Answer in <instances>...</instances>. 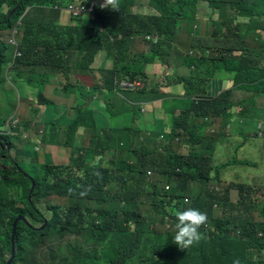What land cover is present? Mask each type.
Returning a JSON list of instances; mask_svg holds the SVG:
<instances>
[{"label": "trees", "instance_id": "1", "mask_svg": "<svg viewBox=\"0 0 264 264\" xmlns=\"http://www.w3.org/2000/svg\"><path fill=\"white\" fill-rule=\"evenodd\" d=\"M199 1L149 0L156 14L148 17L133 14L135 0H119V11L87 5L91 14L88 13L90 18L85 20L81 17L83 14L74 15L68 10L70 4H78L77 0H22L20 4V0H0V34L17 27L20 16L34 7V11L23 18L20 26L24 27L23 31L14 35L19 44L15 53H21L20 57L15 56L12 45H6L0 38V85L1 69L11 54L14 58L5 66L3 81L10 75L16 93L19 89L16 82H19L25 86L27 94L24 101L18 100L15 114H7L8 119L0 128V160L3 161V165L0 164V260L8 261L12 256L15 219L20 215L37 218L34 209L46 205L55 215L45 229H41L44 223L36 220L32 221L35 228L18 223L12 264H37V261L39 264H79V257L72 263L67 259L57 261L64 234L53 229L79 236L91 229L94 237L101 240L115 231L131 233L122 258L111 264H128L143 231L147 230L163 235L164 241L159 248H153L150 261L139 264H186L185 257L192 250L199 251L196 264H264V197L254 192L248 183L241 184L231 173L224 174L230 183L225 188L213 184V178H220L224 167L248 162L215 165L219 140L215 141L206 132L217 120L224 122L220 128L227 131L233 106L247 110V100L237 98L241 95L240 89L256 87L253 91L257 97L264 96V67L257 68L264 56L255 55V49L250 52L245 49L241 57L233 54L244 27L239 21H248L252 28L261 26L264 0H206L215 11H226L229 5L234 9L229 20H221L222 13L219 19L212 18L211 29L202 22V33H211L209 39L197 38L195 22ZM4 6L8 8L6 12ZM63 16L67 18L65 24L60 22ZM147 34L157 37L146 41ZM176 41L191 44L185 53L177 51L181 57L178 62L171 59L172 43ZM139 42L147 43L148 48H134L128 52L130 44ZM97 51L109 53L114 67L93 71L91 66L98 61ZM74 59L75 67L70 68ZM152 65L159 66L160 70L150 68ZM97 71L105 77L104 87L120 94L128 92L121 83H138L135 88L137 102L141 95L149 94L161 104H168L169 98L176 103L183 102L180 113L176 114L178 108H173L169 132L157 128L147 136L136 128H108V132L97 129L94 111L88 104L94 90L104 88L98 86ZM60 72L67 78L61 90L75 96L69 113L61 116L54 112L57 102L47 98L48 87L50 92L57 87L50 79ZM218 72L230 75L232 85L213 98L207 93L209 79L203 78ZM92 79L97 85L88 88L84 80ZM177 87L184 89L181 98L170 96ZM31 95L37 100L31 99ZM62 105L67 107L66 103ZM41 110H48L55 119L50 121L48 115L43 119ZM75 111H79L76 119L73 117ZM87 115L92 121L85 126L82 122ZM262 115L264 107L258 111L259 118ZM247 117L250 115L246 120ZM12 119L21 124L13 129L9 125ZM32 119L36 124L29 123ZM23 124L27 126L24 128ZM11 128L18 134L24 132L27 139L33 138L34 147L31 145L25 155L13 142L12 138L18 140V137L6 134ZM86 130H91V142L88 148H82L76 143V137L82 131L85 135ZM239 137L243 142L237 145L238 152L260 138L258 133ZM113 138L119 141L117 148L111 147ZM226 139L222 140L225 145ZM47 146L67 155V166L55 165L52 149L45 148ZM13 149L17 153L14 163L9 156ZM36 153H43L44 164L38 166L35 176H31L20 163H35ZM108 158H112L111 168L105 169L102 164ZM27 176L35 183L33 191ZM232 191L238 192L235 203L230 199ZM115 202L123 203V216L113 211L116 210ZM215 203L229 216L224 217ZM53 204L69 207L67 221L60 222L61 227L57 225L60 209ZM189 207L206 213L208 222L199 230L202 238L198 243L180 249L174 242L178 223L174 210ZM74 248L69 247V251L79 256L80 251ZM31 250L41 251L46 263L35 257L25 259L24 255Z\"/></svg>", "mask_w": 264, "mask_h": 264}, {"label": "rangeland", "instance_id": "2", "mask_svg": "<svg viewBox=\"0 0 264 264\" xmlns=\"http://www.w3.org/2000/svg\"><path fill=\"white\" fill-rule=\"evenodd\" d=\"M104 2V0H85L83 4H89L90 6L93 5L96 8L100 7V5ZM136 3L138 6H133L132 7V12L135 15L138 16H152L153 14H156V11L150 6L149 0H137ZM34 8V7H33ZM29 8L24 12L23 15L20 16L19 20L17 21V27H15L13 30H10L8 32L2 31L0 34L1 40L4 41L6 45H12L11 50L14 51L19 47V44L17 45L16 39H15V34L18 32L21 33L24 29V27H20L23 24V18L24 16L29 13L30 11L33 12L34 9ZM212 9H214L212 7ZM206 0H200L196 6V11L197 15L199 18L204 19L210 17L213 12ZM8 8L4 6L3 11L6 12ZM51 9H48L50 11ZM52 11V10H51ZM90 13V12H88ZM85 13L83 16H81L83 19L87 20L90 18V14ZM221 15L220 18L221 20H229L230 15L234 13V9L230 8L229 6L227 7V10H221ZM40 18H44L42 15H40ZM93 18V16H92ZM67 21V18L63 16L60 19V22L62 24H65ZM264 21V19H263ZM261 20V26L256 25V27H249V22H247L244 27L242 28L243 32L240 35V38L238 41H236V47L235 51L233 52L234 56H244L246 50L252 51V49H255V55H260L264 56V22ZM198 21L195 22L197 24ZM180 29V28H179ZM224 30H226V27H224ZM177 31V28L175 29ZM12 32V33H11ZM179 32V30H178ZM177 32V34H178ZM183 34L186 33V30L182 31ZM176 34V36H177ZM17 35V38H18ZM165 38V36H164ZM230 46L233 45L232 42L229 43ZM135 49L139 50H145L148 48L147 43L139 42L134 45L130 44L128 52H130L132 49L134 51ZM246 49V50H245ZM177 51H182V43L181 41L172 43V56L171 59L178 62L181 57L177 55ZM9 54V53H8ZM100 53L97 51L95 53V56H98ZM14 58L13 55L9 54L8 57L6 58V62L3 64V67L1 69V87H0V128L1 124L8 119L7 114L9 116H12L16 112V106L19 102L24 101L26 99L27 94L25 93V86L21 85L19 82H16V86H18V92L16 93V89L12 87L11 85L13 84L12 82V77L10 75H6V80L3 81V78L5 77V66L10 62V60ZM183 66V65H182ZM70 68L75 67V59L70 62ZM107 67H110L109 61H106L103 65L100 67L98 66V62L94 61L92 64L91 68L93 71L97 69H105ZM264 67V57H262L260 63L258 61L257 68H263ZM10 68V67H9ZM184 69H186V66H183ZM186 72V70H185ZM36 74H39L37 72ZM98 74V75H97ZM96 75V81L97 83L102 82V77L100 74L97 72ZM213 77V78H212ZM206 79L208 80V88H207V93L211 95V97L215 98L218 96L221 92V90H224L232 85V78L230 75H227L226 73H215L214 75L208 74L203 78V80ZM50 80L55 81V87L54 89H57L56 93L50 92L49 87L47 91V98L51 101H56L57 105L54 107V112L58 113L59 116H61L64 113L65 106L59 105V102L62 101L63 103L66 104H71L72 103V95L71 94H64L61 88L66 85L67 83V78L64 76L61 72L58 74L53 75V78ZM203 80L199 78V82L203 84ZM51 83V84H52ZM84 83L88 86H92L95 84V81L92 79L91 81H85ZM135 86H138V83L134 84ZM130 86V87H129ZM122 87V86H121ZM124 89L128 91V93H135L131 92L132 90V85L128 84H123ZM96 89V88H95ZM253 90H257L256 87L252 88ZM54 91V90H53ZM97 92L95 94V101H98L100 105L103 104V101L100 100L103 98V94L107 97L108 103L110 107H113L114 105V100L112 99V96H117L119 100L123 103H134L133 98L134 95H128L127 99L124 98L123 96L120 95L119 92L117 91H110L109 89H104L103 93L97 90H94ZM260 97V96H258ZM31 99L37 100V97L35 95L30 96ZM192 98L199 99L196 96H193ZM140 101L136 102V104L132 106H127L128 109L133 110V111H140L141 113H144L145 117L147 120H152L154 119L155 115L159 114L158 111L160 107H155L154 103L156 99L152 97L151 94L149 95H141L140 96ZM48 110H41V115L43 116V119H45L48 115V118L51 120H54L55 117L50 114H48ZM79 111H75L73 113L74 119L77 118V114ZM92 119H89V116H85L83 119L82 124L83 125H88L91 123ZM160 121V120H157ZM234 121V119H231V122ZM220 124L224 123L222 121H219ZM30 124H36V122L33 121V119L29 122ZM21 123L18 120H10L9 125L11 127H18ZM28 124V123H27ZM27 124H23L22 127L24 128L27 126ZM220 124H217V128L220 127ZM228 127V130L225 131V135L227 136L226 139V145L222 143L221 141L218 142L216 148H217V153L215 154L214 157V164L215 165H223L227 162H232V161H241V162H248V164H243V165H231L228 167H224L222 169L221 175L231 173L233 174L238 180H240L242 183L241 184H250L252 186V190L254 192L262 193V189H264V136H263V130H264V115L258 119V122L256 124V128L259 131V139H256L251 145L246 147L245 149H242L241 152H238L236 150L237 145L241 144L243 140L235 134L234 128L232 123H229L226 125ZM40 126H37V128H40ZM248 128H251V126H248ZM12 128L6 133L10 137H18V140L15 138L13 139V142L16 146V148L22 152V155H25L26 152L29 150L31 145H33V138L30 139H24L27 137L24 132H20L19 134L17 132H14ZM137 129V128H136ZM218 130V129H217ZM2 133V132H1ZM24 138H23V137ZM91 130H87L85 132V135L80 133L76 137V143L80 145L82 148H88L90 146L91 142ZM119 144V141L115 140V143L111 145L112 148H117ZM34 147V145H33ZM47 149H52V156H53V163L58 166H67L68 164V158L67 155H65L63 152H60L59 150L53 148L52 146H47L45 147ZM112 152V150H111ZM8 154V153H7ZM249 154V155H246ZM10 160L12 163H14V160L17 158V153L15 149H13L10 154ZM44 155L43 153H36V162L33 164H27L26 163H20V166L23 170L26 171L31 176H35L36 174V169L38 166L43 165ZM110 161H112V158H108L105 160L102 164L103 168L105 169H110ZM3 161L0 160V164L3 165ZM150 177V175H149ZM213 184L216 185L218 188H223L226 185V182L220 177L213 178ZM228 185V184H227ZM264 194V191H263ZM231 201L236 202L237 201V193L234 192L231 194ZM114 207L116 210L113 211H118L121 216L122 211H121V206H123V203L115 202ZM89 206H94L93 204H89ZM65 211V209L63 208ZM42 212L45 211L43 208L41 210ZM48 217L51 216V213H47ZM229 215H224V217H227ZM153 218L156 219L157 216L153 215ZM169 226V224H168ZM170 227V226H169ZM62 234H64L63 240L60 241L61 247L58 249L57 253V261L61 262V259H67L70 263L75 261L78 257L80 258V263L79 264H111V262L118 263L120 259L122 258L123 252L125 245L130 241L131 238V233L129 232H111L108 234V236L104 239H97L94 237L93 233L91 230L85 231L82 235H74V234H65L66 232L60 229H53ZM159 236V237H156ZM164 241V236L163 235H158L153 233L150 230L143 231L142 236L140 238V243L138 245V248L135 251L134 256L127 261L128 264H139L140 261H150L152 258V250L154 247L159 248ZM69 247H75L74 249H77L80 251L79 256H73L71 252L69 251ZM73 249V250H74ZM199 252V251H198ZM195 251L189 252L186 257H185V263L186 264H196V261L198 258L196 257L197 253ZM206 256H209L208 251H206ZM264 256V255H263ZM25 259H28L30 257H35L40 259L43 263H46V260L43 258V255H41V251L37 250H31L24 255ZM203 259H201L202 261ZM63 263V262H62Z\"/></svg>", "mask_w": 264, "mask_h": 264}, {"label": "crops", "instance_id": "3", "mask_svg": "<svg viewBox=\"0 0 264 264\" xmlns=\"http://www.w3.org/2000/svg\"><path fill=\"white\" fill-rule=\"evenodd\" d=\"M137 0H135V3L133 4V6H138V4L136 3ZM242 25H245L247 22H242L241 20L239 21ZM199 31H197V33H202L203 31V24L201 21H199ZM206 28H208V26H206ZM189 47H191V44H188V41L186 43L182 44V51H178V54L180 53H185L186 50L189 49ZM100 54L97 56L98 58V66L100 67L101 65H103L106 61H109L110 63V67L113 68L115 65V62L113 60V58L109 55V53L107 52H99ZM150 68L154 69V70H160V67L157 65H152L149 66ZM100 76L102 77V82L98 83L100 87H104V78L103 75L100 73V71H97ZM97 84H94L92 86H88V88L91 87H95ZM107 87H104L100 92L103 93V90L106 89ZM108 89V88H107ZM57 89H54V91H56ZM53 91V92H54ZM131 92H135V93H128V92H122L120 95L123 96L124 98L127 99V96L130 95H134L133 98V104L130 103V101L128 100L129 103H123L119 100V98L117 96H112V99L114 100V105L113 107H110L109 103H108V99L107 97L103 94V98L100 99L103 101V104L100 105L98 104V101H95V94L97 92L94 93L93 97L90 98L89 101V107L90 109H92L94 111V120H95V125L97 129L100 130H108V128H137L139 129L143 135H147L150 136V133L153 131H155L157 128H159L161 131H164L165 133L169 132V123L170 120H172L173 118V108L176 107L178 108V111H176V114L180 113V111H182L181 108V104H183V102H179L176 103L174 101V99L169 98V103L168 104H161L160 100L156 99L154 106L155 107H160L157 115H155L154 119L152 120H147L144 113H138L136 114L133 110H130L127 108V106H132L134 104H136L137 102V98H138V93L136 91H131ZM184 89L183 87H177L174 90V95H170L171 97H178L181 98L180 95L183 94ZM241 95H239L238 100H247L248 103H250L249 106H247L249 109L244 110L242 109V106H236L233 109L231 114H232V119H234V121H232V125L235 131V134L238 136H243V137H247V136H253L254 134L258 133L259 131L256 128V124L258 122L259 116H258V111H260L263 107H264V96H260L257 97V95L255 94V92L253 91H247V90H241ZM177 94H179L177 96ZM74 98L75 96L72 95V103L69 105L67 104V107L64 110V113H69L70 109L73 107L74 105ZM173 102V104L171 103ZM62 101L59 102V105H62ZM174 103L177 104V106H174ZM63 113V114H64ZM244 113L246 114V116L249 114L250 117L246 120V116H244ZM62 114V115H63ZM160 120V121H157ZM217 124H220L219 120H217L215 122L214 128L218 129L221 127L217 128ZM248 126H251V128H248ZM228 129V127H227ZM87 131V130H86ZM85 131V132H86ZM83 132V131H82ZM108 132V131H107ZM115 140H117V138H113L112 141H110L111 143H115ZM118 141V140H117Z\"/></svg>", "mask_w": 264, "mask_h": 264}, {"label": "clouds", "instance_id": "4", "mask_svg": "<svg viewBox=\"0 0 264 264\" xmlns=\"http://www.w3.org/2000/svg\"><path fill=\"white\" fill-rule=\"evenodd\" d=\"M78 4H82L86 7V11L83 13H88V8H87V5L89 4H83L85 2V0H77ZM93 6V5H91ZM95 7V6H94ZM100 7L103 9V8H110L111 10L113 11H119L120 10V2L119 0H104V2L100 5ZM211 9H212V6L210 5ZM229 7L231 8L232 6L229 5ZM96 8V7H95ZM99 8V7H98ZM212 12L213 14L208 17V18H204V19H201L198 17L197 15V11H196V21H198L197 23V27H196V31H199V21L201 22H204V24L206 26H208V28H212V18H215L217 17L219 19V14L221 13L220 10H217L215 11L214 9H212ZM226 30H224L225 32ZM147 36H150L152 37L151 40H147L146 37ZM211 36V33H208L206 35H203V33H197V38H203V39H209V37ZM157 36H153V35H150V34H147L145 35V39L146 41H152L154 38H156ZM190 53V52H189ZM18 54H21V53H15V56L16 57H20L18 56ZM155 63H159V62H155ZM123 84H128V85H132V90L131 91H136L135 88H137V86L133 85V84H130V83H126V82H123L121 83V86L123 87ZM1 87V85H0ZM130 87V86H129ZM246 90V89H244ZM124 91H127V90H124ZM247 91H253L252 88L248 87V90ZM137 92V91H136ZM254 92V91H253ZM250 103L247 102V105H246V109H249L247 106H249ZM235 106L232 107V109L234 110ZM216 122V121H215ZM215 122H213V126L215 125ZM206 132L208 133V135L213 138L215 141H221L222 143H224L222 140L224 138H227V136L225 135L224 131L221 130V128H219V130L215 129L214 127L213 128H207L206 129ZM162 136V135H161ZM160 136V138H161ZM25 139H27L25 137ZM162 139V138H161ZM150 174V173H149ZM148 174V175H149ZM221 178L226 182V185L223 187L225 188L227 186V184L229 185L230 183L226 180L224 174L221 175ZM249 186H251L250 184H248ZM263 191L264 189H262V193L261 195H263L262 197H264V194H263ZM236 192L237 193V200H238V192L237 191H232L230 193V199H231V194ZM237 202V201H236ZM235 203V202H233ZM55 207L59 208V214H66L67 213V218L69 216V207L67 206H64V205H58V204H53ZM215 207L219 208V210L221 211V213L223 214V210L220 206H218L216 203L214 204ZM45 209L44 212H42L41 210L42 209ZM63 208L65 209V211L63 210ZM36 211V213L38 214V217L35 218V217H31V216H28V217H25L27 223H25L28 227L32 228V221L33 220H36L39 218V216H43L45 217V219L47 220L46 221V224L45 227L48 226L49 224V221L52 219V217L55 215L54 212H52L50 210V208H48L46 205H39L37 207V209H34ZM50 212L51 213V216L48 217L47 213ZM174 215L177 217L178 219V223L176 224V234L174 236V242H175V245H177L180 249H187L189 248L190 246H192L193 244L195 243H198L200 241V239L202 238V234L201 232L199 231L201 227H204L207 225V222H208V217H207V214L204 213V212H201L200 210L198 209H195V208H186L184 210H174ZM224 215V214H223ZM22 216V215H20ZM19 217V216H18ZM21 222V221H20ZM64 219L62 218L61 219V223H64ZM43 225V226H44ZM59 227H61V224H57ZM45 227L43 229H45ZM239 228V227H238ZM91 230V229H90ZM240 230V229H239ZM10 260V259H9ZM8 260V261H9ZM8 261H5L4 258H2L0 260V264H7ZM12 264V263H11Z\"/></svg>", "mask_w": 264, "mask_h": 264}, {"label": "water", "instance_id": "5", "mask_svg": "<svg viewBox=\"0 0 264 264\" xmlns=\"http://www.w3.org/2000/svg\"><path fill=\"white\" fill-rule=\"evenodd\" d=\"M22 2V0H20V2H19V4ZM15 10L16 9H14V10H12V12H11V14L8 16V18L15 12ZM29 179H30V181L32 182V190L31 191H33L34 190V187H35V183L33 182V179L31 178V177H29V176H27ZM25 222V223H27V221H26V219H25V217H23V216H19V217H17L16 219H15V221H14V223H13V235H12V256H11V258H10V260L8 261V263L7 264H11L13 261H14V259H15V255H16V250H15V241H14V238H15V233H16V228H17V225H18V223L19 222ZM28 224V223H27ZM45 227V225L41 228V229H43Z\"/></svg>", "mask_w": 264, "mask_h": 264}, {"label": "built area", "instance_id": "6", "mask_svg": "<svg viewBox=\"0 0 264 264\" xmlns=\"http://www.w3.org/2000/svg\"><path fill=\"white\" fill-rule=\"evenodd\" d=\"M68 10L74 14V15H80L83 14L86 11V7L82 4H70L68 7ZM147 40H151L152 37L147 36L146 37ZM156 38H154L153 40H155ZM21 54H18V56H20ZM161 138H163V136H161ZM150 175V174H149Z\"/></svg>", "mask_w": 264, "mask_h": 264}, {"label": "flooded vegetation", "instance_id": "7", "mask_svg": "<svg viewBox=\"0 0 264 264\" xmlns=\"http://www.w3.org/2000/svg\"><path fill=\"white\" fill-rule=\"evenodd\" d=\"M62 218L64 219V221H67V213H66V214H61V215H60V219H59V221H58L59 224H60ZM36 221H40V222L46 224V221H47V220L45 219V217H43V216H39V218L36 219ZM32 226H34V225L32 224ZM34 228H35V226H34ZM37 264H39L38 261H37Z\"/></svg>", "mask_w": 264, "mask_h": 264}]
</instances>
